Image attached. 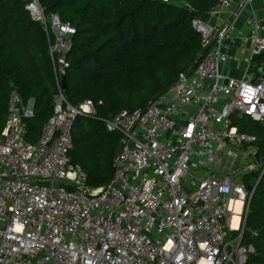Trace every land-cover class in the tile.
<instances>
[{
  "label": "built area",
  "instance_id": "2783aa9c",
  "mask_svg": "<svg viewBox=\"0 0 264 264\" xmlns=\"http://www.w3.org/2000/svg\"><path fill=\"white\" fill-rule=\"evenodd\" d=\"M24 8L45 33L57 91L33 142L24 136L32 100L14 87L7 94L0 264H246L252 248L240 243L241 231L264 164L253 156L256 135L237 129L232 110L264 125V56L255 59L264 53V17L242 16L251 43L233 55L234 37L243 36L234 24L242 6L217 0L207 18L194 15L191 25L206 46L197 63L143 107L102 118L120 134V146L105 183L88 187L67 152L72 118L94 115L95 103H69L60 84L74 27L44 13L38 0H24ZM224 9L226 20L209 21ZM229 60L239 77L224 72ZM224 156L237 160L226 171L219 170ZM255 171L246 188L245 175Z\"/></svg>",
  "mask_w": 264,
  "mask_h": 264
},
{
  "label": "trees",
  "instance_id": "16d2710c",
  "mask_svg": "<svg viewBox=\"0 0 264 264\" xmlns=\"http://www.w3.org/2000/svg\"><path fill=\"white\" fill-rule=\"evenodd\" d=\"M216 1L38 0L44 13H55L74 27L60 79L64 97L73 105L85 98L95 103L94 115L72 118L67 152L83 169L88 186H100L109 177L120 137L104 127L102 118L143 107L197 63L201 47L191 18ZM12 87L24 101L32 100L24 136L33 142L57 90L45 33L24 0H0V129ZM233 122L256 135L255 147L264 154V125L244 115ZM257 173L245 175V184L253 183ZM240 243L252 248L246 264H264V168L248 201Z\"/></svg>",
  "mask_w": 264,
  "mask_h": 264
},
{
  "label": "crops",
  "instance_id": "0c3cea01",
  "mask_svg": "<svg viewBox=\"0 0 264 264\" xmlns=\"http://www.w3.org/2000/svg\"><path fill=\"white\" fill-rule=\"evenodd\" d=\"M239 5L242 6L241 14L234 20V24L236 26V29H241L243 36L241 38L239 36L234 37L233 45L231 48H229L230 51L228 49L230 54H233V55L238 54V51L236 49L237 45L247 46L251 43L250 38L247 35L248 34L247 27L242 24V16L245 14L252 13L254 16L264 17V0H249V1L230 0L231 7H236ZM200 16L203 18L208 17L206 12L200 13ZM228 17H229L228 11L227 9H224V10H221L218 14L210 16L209 21L212 23H221L224 20H226ZM229 61H232V60H229ZM240 62L241 60L239 61V63ZM234 65H236V63L233 62V65L231 66L230 64H228V61H227L223 68L224 72H225V68L227 70L226 71L227 73L229 72V70H231V68L233 69V71H236V69L234 68Z\"/></svg>",
  "mask_w": 264,
  "mask_h": 264
},
{
  "label": "water",
  "instance_id": "95a60500",
  "mask_svg": "<svg viewBox=\"0 0 264 264\" xmlns=\"http://www.w3.org/2000/svg\"><path fill=\"white\" fill-rule=\"evenodd\" d=\"M205 48H206V46L200 48V50L198 52V57L202 54V52L204 51ZM192 67H193V63H191L187 67V69L184 71V74H186ZM60 79L63 80L62 75H61ZM62 85L63 84L61 83V87H62ZM232 113H234L238 117L240 116V112L238 111V109H233ZM122 138H123V136H122ZM119 146H120V141H118L117 145L115 146L113 155H115L117 153ZM253 156H254L255 161H256L258 166H262V164H264V154H261L258 150H255L253 152ZM53 181L57 182V183H60V184L67 185V186H71V184L68 181H66L65 179H63V178L55 177V178H53ZM246 188H249V184H246Z\"/></svg>",
  "mask_w": 264,
  "mask_h": 264
},
{
  "label": "rangeland",
  "instance_id": "374dc122",
  "mask_svg": "<svg viewBox=\"0 0 264 264\" xmlns=\"http://www.w3.org/2000/svg\"><path fill=\"white\" fill-rule=\"evenodd\" d=\"M229 51H230V49H229ZM228 51V53H230ZM228 64H230L231 66L233 65V62L232 61H228ZM227 70H226V68H225V73H227L226 72ZM227 74H229V75H234V76H237V77H239L240 75H241V70H236V71H233V69L231 68V70H229V72L227 73ZM243 116V115H242ZM239 117H241V116H239ZM257 123H259L260 124V122H257ZM237 150H240V149H237ZM241 150H244L243 149V147L241 148ZM244 154V153H243ZM229 163H231V165H228ZM236 163H237V160H233V161H231L230 159H228V158H226V156H224L223 158H222V161H221V164H220V167H219V170L220 169H223V170H229V169H231V168H233L235 165H236ZM87 185V184H86ZM88 186V185H87ZM88 187H90V186H88ZM238 210V208H237V204H235V206H234V211H237Z\"/></svg>",
  "mask_w": 264,
  "mask_h": 264
}]
</instances>
